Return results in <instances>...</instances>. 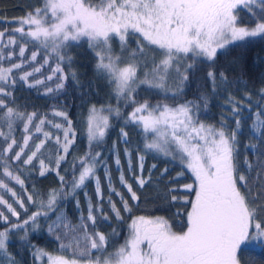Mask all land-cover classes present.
Here are the masks:
<instances>
[{
    "label": "snow or ice",
    "instance_id": "snow-or-ice-1",
    "mask_svg": "<svg viewBox=\"0 0 264 264\" xmlns=\"http://www.w3.org/2000/svg\"><path fill=\"white\" fill-rule=\"evenodd\" d=\"M241 10H246L251 17L247 24L238 17ZM13 22L20 26L13 30L7 44L0 47V126H7V133L0 131V137L6 143V147L0 149V157L5 158L0 159V166L3 167L2 175L15 181L23 193L18 194L4 179H0V189L10 193L13 200L9 203L0 194V206H5L10 214L0 210V258L7 259L8 264H17L8 252V243L12 234L23 232L20 242L22 246L33 249L35 261L47 257L48 264H78L75 258L54 256L29 243L30 235L42 230V223L47 224V233L55 235L60 242V250L72 252L73 257L89 255L93 250H106L109 236L115 235L116 230L113 229L109 235L98 230L90 231L97 227L98 222L109 220L102 207L100 181L96 175L100 166L105 168L110 192L119 196L123 205L121 210L109 198L117 221L122 220V211L131 215L140 204L141 196L137 188L127 182L123 172L120 183L127 190L128 198L111 187V177L101 160V152L92 155L89 151L74 160L71 181L60 174L59 169L66 162L76 135L66 112L53 109L55 116L67 121V127L59 123L54 125L57 131H63V139L55 137V167L51 159L46 162L42 151L47 141L52 139L50 132H43L44 138L39 139L30 154L23 158L34 134H40L43 126L52 122L40 118L38 123H34L38 115L36 112L24 113L9 107L8 103L14 102V98L6 103L7 98L13 97V92L6 88L14 89L20 82L31 89L58 80L55 87H46L43 93L58 100L64 94L69 78L62 65L70 66L72 63V57L67 52L71 47L84 43L94 53L97 77L105 79L112 87L111 95L115 96L118 105L121 101L126 107L136 105L128 113L125 127L132 125L139 128L145 141L143 152L178 157L194 177L193 183L183 185V189L195 193L189 201L191 209L187 213L186 231L173 232L163 217H134L129 225L128 238L115 253L110 254L114 259H105L104 264H239V250L252 242L264 244V199L251 193L245 174L236 175L239 170L238 136L243 134V121L246 119L243 106L233 103L231 115L235 118V127L229 133L223 122L219 128L199 122L201 108L206 109L209 104L207 94L201 93L197 100L175 103L185 95L197 63H214L219 53L226 54L231 47L251 49L259 46L264 50V0H98L96 3L92 0H44L42 7H36ZM5 35V32H0V38ZM133 43L134 47H130ZM17 44L21 62L4 67V52L9 46ZM29 45L36 47V51L25 60ZM41 51L46 53L43 65L22 72L18 78L13 75L14 70H22L25 65L37 61ZM14 55V51H7V60L11 61ZM52 59L56 61L54 66L50 64ZM184 61L189 62L185 64ZM45 65L51 67L50 75L46 79L30 82V78L41 73ZM244 71L242 68L241 72ZM70 75L75 86L80 87L77 73L72 71ZM205 79L213 93L230 83L224 71L217 76L215 69H210ZM233 83L247 86V82L240 79ZM142 89L162 94L164 101L171 100L173 103H138L136 97ZM260 95L264 97V88L260 89ZM248 98H251L250 95ZM256 107L258 111L249 125V135L258 144H245V152H258L264 156V108L258 104ZM247 111H252L251 105ZM120 115L119 106H92L89 109L87 136L90 147L104 140L111 126L110 117L118 118ZM18 122H23L25 134L19 151L10 157L11 162L20 164L22 161L23 168L34 169L38 160L39 176L55 172L60 181L58 188L45 193L33 186L29 191L25 179L21 178L24 174L21 168L16 169L19 174L10 170L12 165L8 157L17 145L13 133ZM120 136L122 142L128 143V133L123 128ZM125 155L130 156L128 149H125ZM144 159V155L139 156L141 174L134 175L140 192L152 183L150 178L143 177ZM115 163L119 170L118 155ZM245 164L249 170L252 169L253 165L247 159ZM260 166L264 168V161L260 162ZM77 167L80 169L78 176ZM155 168L153 164L150 172ZM129 171H132L131 164ZM167 171L165 168L161 176ZM93 179L98 205L89 202L87 216L81 212L80 222L73 225L59 206ZM242 188L246 190L242 191ZM171 199L176 201L177 197L172 196ZM30 208L36 210L29 215ZM76 208L80 210L79 200H76ZM65 240L68 243H64Z\"/></svg>",
    "mask_w": 264,
    "mask_h": 264
},
{
    "label": "trees",
    "instance_id": "trees-1",
    "mask_svg": "<svg viewBox=\"0 0 264 264\" xmlns=\"http://www.w3.org/2000/svg\"><path fill=\"white\" fill-rule=\"evenodd\" d=\"M93 3L98 0H92ZM44 0H0V32H5L6 35L0 43V47L7 44L8 38L13 34V30L20 25L14 23L19 18L24 17L27 13L34 10L36 7H42ZM239 19L247 24L251 19L246 10L238 12ZM17 39L19 36L17 34ZM23 43V41H20ZM134 47V43L130 45ZM118 48V45H117ZM7 51H14L15 55L11 61L7 60ZM7 51L4 52L5 60L3 62L4 67H9L11 63H20L19 57V44L12 47L9 46ZM36 51V47L29 45L26 53L25 60L31 57V53ZM67 54L72 57V63L70 66L67 64L62 65L65 72L69 74V78L66 82L64 94L59 96V99H53L48 96H44L46 87H55L58 80H53L51 83L46 82L45 85L37 86L34 88H27L24 84L17 82L14 89L6 88V90L13 92V97L7 98L6 103L14 98V102L8 103L9 107H13L17 111L24 113L36 112L38 115L34 123H38L40 118H45L51 121V124H45L40 134H34V139L29 142V147L25 150L26 158L27 154L35 147V144L39 142V139H43V132H50L52 139L48 140L46 147L42 149L43 156L46 159L52 160V166L55 167V157L57 154V146L55 144V137L59 136L63 139V131H57L54 125L59 123L63 127H67V121L63 117H58L53 114V109L56 111H63L67 113V118L72 121V128L75 132V141L70 148V154L67 155L66 162L62 164L59 169L60 174L64 175L66 180L71 181L73 179V162L78 157L83 156L86 152L91 151L92 155L96 152H101V160H103L108 168V174L111 177V187L117 192L124 194L125 198H128L127 190L122 187L120 183V175L123 172L125 179L128 183H132L134 188H137L138 194L141 196L140 204L133 210L131 215L122 211V220L117 221L115 214L111 211L109 204V198L116 203L117 207L122 210L123 205L120 201V197L115 193L110 192L108 178L105 174L104 166H100L97 169V178L100 181L101 195L103 199L102 207L104 212L107 213L109 220L107 222H98L95 229L90 231H100L105 235H109L116 230L115 235L109 236V243L106 246V250L96 251L93 250L86 256L73 257L72 252L61 251L60 242L55 239V235H49L47 233V224L42 223V230L30 235L29 243L36 248L43 249L45 252L58 256L62 255L68 259L75 258L78 260V264L87 262L88 264H104L105 259H111V255L115 252L129 235V225L134 217L144 216L148 219H156L163 217L170 226L171 230L175 233H182L187 230V213L191 209L190 200L194 198L195 193L189 190L183 189V185L191 184L194 182V177L190 170L186 168V165L182 164L179 158L165 157L162 154L143 152L144 138L138 127L128 125L125 127V119L129 112L132 111V105L126 107L123 101L118 105L114 95H111L112 87L108 85L107 81L103 78L97 77L94 70L96 60L94 59V53L89 51L87 44L84 43L79 47H71ZM46 53L41 51L38 54L37 61L31 62L25 65L22 70H14L13 75L19 77L24 71H32L36 67L43 65V59ZM159 59V57H157ZM189 61H184L187 64ZM55 59L50 61V64L54 66ZM244 72H241V69ZM210 69H215L217 76L219 72L224 71L229 85L225 88H220L217 92H211V85L205 79L207 72ZM75 71L80 81V87H76L74 81L71 78L70 73ZM51 73L50 66H43L41 73L34 74L30 78V82H34L37 79H46ZM142 75V73H141ZM240 79L247 82V86L244 83H233ZM264 88V50L261 47H253L251 49H244L240 47H231L227 50L226 54L221 52L218 54L214 63H197L194 74L190 76L189 84L186 88L185 95L175 103H182L185 100H197L201 93L209 96L208 107L201 108L199 114V122L205 125H214L215 127H221L223 122L226 125L225 130L231 132L235 127V118L231 115V109L233 103L238 106H243V116L246 119L243 121V134L238 136L240 141L239 156L237 157L238 172L237 177L243 173L247 176L248 189L252 194H256L260 199H264V168L260 166V162L264 161V156H260L257 152L254 154L251 151L245 152V144L257 143L249 135V125L252 123V118L258 108H264V97L260 95V89ZM247 94V95H246ZM250 95V99L248 98ZM231 98V99H230ZM138 103L148 101L151 105L157 103H169L173 101H164L162 94L158 95L153 91L140 90L136 97ZM251 105L252 111H247V108ZM95 106L96 108H107L109 106L115 108L117 106L121 109L120 117H110V128L106 133V136L102 142L98 145L93 144L91 147L88 142L87 136V115L89 109ZM222 117L225 118L222 121ZM124 129L128 133V143H124L121 140V129ZM0 131L7 133V126H0ZM34 132V124H33ZM23 122H18L15 130L14 137L17 141V145H14L13 150L9 153V163L12 165L11 171L16 173L17 168H21L23 171L22 179H25V184L29 191L33 186L37 189L47 192L49 189L58 188L60 186L59 177L55 172L46 174L44 177L39 176V161L37 160L36 167L34 169L23 168L22 161L20 164L11 162L10 157L15 155L16 151H19V146L23 143ZM151 136L148 137L151 140ZM11 136H9L10 142ZM6 147V143L3 137H0V149ZM259 147V145H258ZM125 149H128L130 156L125 155ZM119 156L120 167L119 170L115 163V159ZM144 155L143 165V177L150 178L152 183L148 185L142 192L139 191L138 186L135 184L134 175H140V161L139 156ZM0 159H5L0 157ZM253 165L249 170L245 164V160ZM129 164H131L132 171H129ZM153 164L156 165L154 171L150 172ZM167 168L166 174L161 176L163 170ZM80 169L76 168V175L78 176ZM3 167L0 166V179H4L5 183H8L9 187L13 188L18 194L23 193V189L8 178L2 175ZM29 173H32L29 175ZM19 174V173H16ZM176 189V191H170ZM245 191L246 189H241ZM159 192V196H157ZM0 194L4 195V198L9 203H13L11 194L6 190L0 189ZM176 196L177 200L172 201L171 197ZM76 200L80 202V210L76 208ZM91 202L94 206L98 205L99 198L96 194V182L95 179L89 181L85 187L78 190L74 197L69 198L66 203L59 206V209L66 212L68 219L73 225L80 222L81 212L86 217L88 204ZM259 202V201H258ZM131 203V202H130ZM15 206V205H14ZM0 210L7 213L5 206H0ZM35 208H30L31 211H35ZM18 211H22L18 209ZM10 215V214H8ZM99 215V214H98ZM23 214L21 219H23ZM55 217L53 216V219ZM15 222V218H12ZM2 230V227H0ZM21 233H14L10 236V242L8 243V252L13 255L17 264H36L33 257V249L22 246L20 242ZM64 243H68L65 240ZM237 259L239 264H264V244L259 242H252L248 246L243 247L238 251ZM0 264H8L7 259L0 258Z\"/></svg>",
    "mask_w": 264,
    "mask_h": 264
},
{
    "label": "rangeland",
    "instance_id": "rangeland-1",
    "mask_svg": "<svg viewBox=\"0 0 264 264\" xmlns=\"http://www.w3.org/2000/svg\"><path fill=\"white\" fill-rule=\"evenodd\" d=\"M104 115H108V113L107 112H104L103 113ZM88 115H89V113H88ZM88 115H87V118H88ZM155 219V218H154ZM18 233H21V234H23V232H18ZM113 253H115V252H113ZM112 253V254H113ZM111 259H114V257H110ZM36 262V264H48V262H47V257H44L43 258V260L42 261H35ZM81 264H88L87 262H84V263H81Z\"/></svg>",
    "mask_w": 264,
    "mask_h": 264
}]
</instances>
